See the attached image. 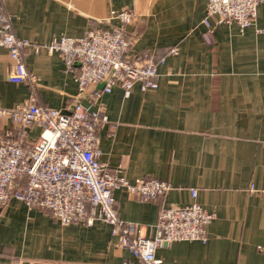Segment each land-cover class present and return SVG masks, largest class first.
Wrapping results in <instances>:
<instances>
[{
    "label": "crops",
    "instance_id": "1",
    "mask_svg": "<svg viewBox=\"0 0 264 264\" xmlns=\"http://www.w3.org/2000/svg\"><path fill=\"white\" fill-rule=\"evenodd\" d=\"M208 0H0L12 31L28 39V69L38 79L46 106L70 111L81 101L100 110L101 160L107 171L134 182L151 177L172 188L155 200L114 190L120 216L153 237L162 208L194 200L213 212L208 240L175 241L159 247L163 264H264V2L244 32L236 24L213 27L206 40ZM137 19L126 25L130 55L147 50L167 54L158 66V86L135 82L127 94L101 83L80 95L76 73L46 44L61 36L120 24L117 12ZM38 46V50L36 49ZM11 58L0 50V108L23 104L26 84L8 79ZM41 128L27 130V142ZM20 137L13 119L0 117V140ZM191 189L197 190L194 199ZM137 261L119 246L112 226L102 220L62 224L50 212L11 197L0 208V264H124Z\"/></svg>",
    "mask_w": 264,
    "mask_h": 264
},
{
    "label": "built area",
    "instance_id": "2",
    "mask_svg": "<svg viewBox=\"0 0 264 264\" xmlns=\"http://www.w3.org/2000/svg\"><path fill=\"white\" fill-rule=\"evenodd\" d=\"M261 2L264 0H208L203 20L208 28L207 42H214L213 27L218 24L234 23L244 32L256 20ZM116 16L120 24L111 28L90 29L79 37L61 36L46 44L49 52L61 54L68 69L78 67L80 95L102 81H106V91L119 85L127 94L135 82H141L144 89L156 88L158 66L165 62L167 54L178 52V46H174L163 55L147 50L134 58L130 55L126 25L138 15L124 9ZM29 45L28 39L12 31L8 16L0 9V50L6 49L11 58L8 79L30 89L23 104L0 108V117L13 119L20 134L16 140H0V208L15 197L30 207L50 212L62 224L105 221L112 226L119 246L137 259L125 260L124 264H163L157 256L159 247L182 240L206 242L208 225L215 214L196 200L162 208L153 237L144 236L138 223L120 216L114 190L120 188L147 201L165 195L172 188L171 183L151 177L132 182L120 173L107 171L101 160L99 135L107 116L82 101H76L67 112L44 105L38 79L28 69L24 57V49ZM33 125H38L41 133L30 143L26 141L27 130ZM250 190L264 195V188L253 183ZM191 193L195 199L197 190L191 189Z\"/></svg>",
    "mask_w": 264,
    "mask_h": 264
},
{
    "label": "water",
    "instance_id": "3",
    "mask_svg": "<svg viewBox=\"0 0 264 264\" xmlns=\"http://www.w3.org/2000/svg\"><path fill=\"white\" fill-rule=\"evenodd\" d=\"M101 83V87L104 88L105 87V84H106V81H102L100 82ZM81 101V98L79 97V99L77 100V102Z\"/></svg>",
    "mask_w": 264,
    "mask_h": 264
}]
</instances>
